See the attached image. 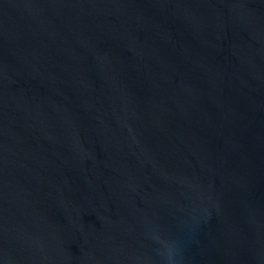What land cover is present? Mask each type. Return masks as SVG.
<instances>
[{"label":"water","instance_id":"obj_1","mask_svg":"<svg viewBox=\"0 0 264 264\" xmlns=\"http://www.w3.org/2000/svg\"><path fill=\"white\" fill-rule=\"evenodd\" d=\"M264 264V0H0V264Z\"/></svg>","mask_w":264,"mask_h":264},{"label":"clouds","instance_id":"obj_2","mask_svg":"<svg viewBox=\"0 0 264 264\" xmlns=\"http://www.w3.org/2000/svg\"><path fill=\"white\" fill-rule=\"evenodd\" d=\"M162 245V254L167 259V264H178L177 255L179 252L178 246L174 242L159 241Z\"/></svg>","mask_w":264,"mask_h":264}]
</instances>
